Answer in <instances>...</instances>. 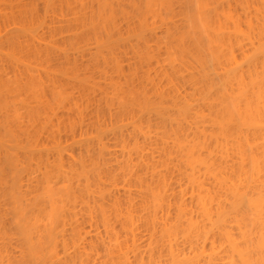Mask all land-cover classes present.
I'll list each match as a JSON object with an SVG mask.
<instances>
[{"label": "bare ground", "instance_id": "6f19581e", "mask_svg": "<svg viewBox=\"0 0 264 264\" xmlns=\"http://www.w3.org/2000/svg\"><path fill=\"white\" fill-rule=\"evenodd\" d=\"M0 264H264V0H0Z\"/></svg>", "mask_w": 264, "mask_h": 264}]
</instances>
